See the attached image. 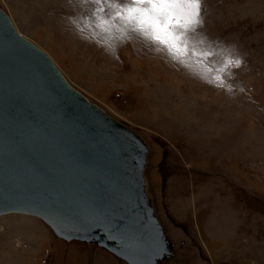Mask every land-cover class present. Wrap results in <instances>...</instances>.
<instances>
[{
  "label": "rangeland",
  "instance_id": "1",
  "mask_svg": "<svg viewBox=\"0 0 264 264\" xmlns=\"http://www.w3.org/2000/svg\"><path fill=\"white\" fill-rule=\"evenodd\" d=\"M127 6L0 0L72 88L142 140L166 249L155 264H264V0H200L176 48ZM90 245L0 216V264H127Z\"/></svg>",
  "mask_w": 264,
  "mask_h": 264
},
{
  "label": "water",
  "instance_id": "2",
  "mask_svg": "<svg viewBox=\"0 0 264 264\" xmlns=\"http://www.w3.org/2000/svg\"><path fill=\"white\" fill-rule=\"evenodd\" d=\"M144 153L0 9V216H32L64 240L155 264L166 249L143 191Z\"/></svg>",
  "mask_w": 264,
  "mask_h": 264
},
{
  "label": "snow or ice",
  "instance_id": "3",
  "mask_svg": "<svg viewBox=\"0 0 264 264\" xmlns=\"http://www.w3.org/2000/svg\"><path fill=\"white\" fill-rule=\"evenodd\" d=\"M199 7L200 0H128L126 11L129 20L151 28L157 41L176 48L180 37L175 30L196 23Z\"/></svg>",
  "mask_w": 264,
  "mask_h": 264
},
{
  "label": "bare ground",
  "instance_id": "4",
  "mask_svg": "<svg viewBox=\"0 0 264 264\" xmlns=\"http://www.w3.org/2000/svg\"><path fill=\"white\" fill-rule=\"evenodd\" d=\"M37 48V47H36ZM42 52V51H41ZM49 59V58H48ZM50 60V59H49ZM50 62L52 63V61L50 60ZM52 65L54 66V68L56 69V71L61 75V77L63 78V80L66 82V84L70 87V88H72L70 85H69V83L66 81V79L63 77V75L58 71V69L56 68V66L52 63ZM73 90H75L74 88H72ZM76 91V90H75ZM78 94H80L87 102H89L88 101V99H86V97L85 96H83L81 93H79L78 91H76ZM89 103H91V102H89ZM91 104H93V103H91ZM94 105V104H93ZM96 106V105H95ZM97 107V106H96ZM98 108V107H97ZM99 109V108H98ZM101 110V109H100ZM102 111V110H101ZM103 112V111H102ZM107 115V114H106ZM108 116V115H107ZM110 117V116H109ZM144 160H146V158H145V153H144ZM143 168H144V166H143ZM142 168V177H143V179H144V176H143V169ZM7 215H10V214H7ZM20 215H23V214H20ZM25 216H28V215H25ZM30 217H32V216H30ZM33 218H35V217H33ZM37 220H39L38 218H36ZM44 224V223H43ZM51 229V228H50ZM52 230V229H51ZM52 232L53 233H55V234H57L56 232H54L53 230H52ZM58 235V234H57ZM59 236V235H58ZM90 247H93V245H90ZM114 256V255H113ZM116 257V256H115ZM117 258V257H116ZM117 260L118 261H120L121 263L122 262H124L125 260H123V259H118L117 258ZM119 262V263H120Z\"/></svg>",
  "mask_w": 264,
  "mask_h": 264
},
{
  "label": "crops",
  "instance_id": "5",
  "mask_svg": "<svg viewBox=\"0 0 264 264\" xmlns=\"http://www.w3.org/2000/svg\"><path fill=\"white\" fill-rule=\"evenodd\" d=\"M108 253V252H107ZM109 254V253H108ZM111 255V254H110ZM112 256V255H111ZM114 261L116 262V260L114 259Z\"/></svg>",
  "mask_w": 264,
  "mask_h": 264
},
{
  "label": "flooded vegetation",
  "instance_id": "6",
  "mask_svg": "<svg viewBox=\"0 0 264 264\" xmlns=\"http://www.w3.org/2000/svg\"><path fill=\"white\" fill-rule=\"evenodd\" d=\"M156 262V261H155Z\"/></svg>",
  "mask_w": 264,
  "mask_h": 264
}]
</instances>
